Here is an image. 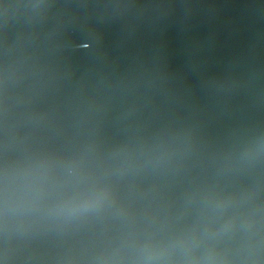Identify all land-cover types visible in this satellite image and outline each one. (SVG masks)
<instances>
[{
    "label": "water",
    "instance_id": "water-1",
    "mask_svg": "<svg viewBox=\"0 0 264 264\" xmlns=\"http://www.w3.org/2000/svg\"><path fill=\"white\" fill-rule=\"evenodd\" d=\"M0 264H264V0H0Z\"/></svg>",
    "mask_w": 264,
    "mask_h": 264
}]
</instances>
